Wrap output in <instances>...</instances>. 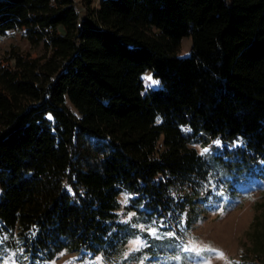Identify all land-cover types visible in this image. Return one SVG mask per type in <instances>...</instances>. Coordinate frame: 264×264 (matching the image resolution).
<instances>
[{
  "label": "trees",
  "instance_id": "trees-1",
  "mask_svg": "<svg viewBox=\"0 0 264 264\" xmlns=\"http://www.w3.org/2000/svg\"><path fill=\"white\" fill-rule=\"evenodd\" d=\"M89 3L0 0V36L41 51L0 56V237L42 261L119 254L122 191L125 212L177 229L203 132L264 151V0Z\"/></svg>",
  "mask_w": 264,
  "mask_h": 264
},
{
  "label": "rangeland",
  "instance_id": "rangeland-1",
  "mask_svg": "<svg viewBox=\"0 0 264 264\" xmlns=\"http://www.w3.org/2000/svg\"><path fill=\"white\" fill-rule=\"evenodd\" d=\"M99 1L73 0L79 16L87 2L95 8ZM9 46L31 55L41 52L17 30L0 36V56ZM190 47L191 39L182 38L177 55H188ZM146 75L158 81L147 70L142 75L145 90L157 87L146 86ZM192 147L204 159L207 173L197 190H190L177 229L165 228L154 216L125 212L123 206L130 196L122 191L118 215L127 221L125 234L129 237L112 260L100 254L60 252L52 260L42 261L31 258L3 235L0 264H264V151L248 147L241 136L222 140L204 132ZM136 240L142 244H133Z\"/></svg>",
  "mask_w": 264,
  "mask_h": 264
},
{
  "label": "snow or ice",
  "instance_id": "snow-or-ice-1",
  "mask_svg": "<svg viewBox=\"0 0 264 264\" xmlns=\"http://www.w3.org/2000/svg\"><path fill=\"white\" fill-rule=\"evenodd\" d=\"M143 79L145 80L147 87H151L152 85H156V84L159 83V81L154 80L151 77V75H146V76L143 77ZM217 143H219V141H217ZM204 151H207V149H205ZM133 244L141 245L142 242L140 240H136V241H133ZM206 250L215 251L214 249H206ZM220 256H221V258H223V253H220Z\"/></svg>",
  "mask_w": 264,
  "mask_h": 264
}]
</instances>
